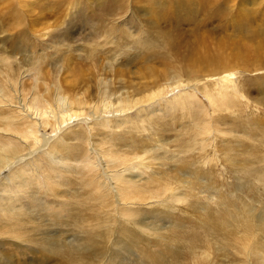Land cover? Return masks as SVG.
Wrapping results in <instances>:
<instances>
[{"label": "rangeland", "instance_id": "1", "mask_svg": "<svg viewBox=\"0 0 264 264\" xmlns=\"http://www.w3.org/2000/svg\"><path fill=\"white\" fill-rule=\"evenodd\" d=\"M15 83L81 99L72 153L142 194L96 226L100 175L68 164L53 197L70 206L0 223V264H61L46 243L80 238L87 264H263L264 0H0V96Z\"/></svg>", "mask_w": 264, "mask_h": 264}, {"label": "bare ground", "instance_id": "2", "mask_svg": "<svg viewBox=\"0 0 264 264\" xmlns=\"http://www.w3.org/2000/svg\"><path fill=\"white\" fill-rule=\"evenodd\" d=\"M2 91L5 92L6 89H2ZM40 92V87L36 86L34 93L30 96V94H26L23 85L15 83L11 90L0 96V109L9 113L7 116L0 115V177L8 168L12 170L4 178V181L0 182V223H10L9 221L20 218L25 212L32 213L43 207L49 208L53 215L64 214L70 205L67 202L55 201L53 195L63 192L60 187L64 186L63 182L68 179L63 175L64 168L68 164L74 169L73 176L77 175L78 177L77 171L80 169L84 172L82 174L87 176L88 173L100 175L99 182L91 180L89 183L90 188L93 187L99 192L98 198L94 200L97 205L93 210L97 215L96 226L102 223L99 218L102 213L100 209L104 210L110 206L111 211L115 214L128 211L136 198L142 194L141 189L136 186L137 182L127 179L122 169L114 171L111 179L106 177L102 174L101 164L91 157L89 148L80 156L81 158H76L72 153L76 141H82V144L88 142L87 146L89 147V140L86 136L81 137L82 134L78 132L79 129L86 131L84 128L88 126V119L80 120L87 117V114L80 110L81 99L67 98L60 85H54L53 88L47 87L45 94ZM75 115L78 120H74ZM72 121L78 122L74 128L71 127ZM35 156L37 160L34 159L28 163V160ZM35 163H37L38 173L36 177L26 178L21 174ZM125 171H128L129 177H131L132 173L136 171V167L132 164ZM103 176L109 180V183L103 179ZM80 183L82 185L84 181L80 179ZM33 190H37L34 195ZM39 191H43V193L40 194ZM91 194L93 193L91 192ZM110 199H113L112 203H110ZM80 233L85 234V231ZM14 234L15 240H22L19 233ZM83 239L80 238L77 243H64L63 240L61 246L48 245V241L44 250L60 259L61 264H87V253L75 245L83 242ZM50 240H54V238H50ZM13 245L17 247L21 256L28 253L27 248L29 247L25 243L24 245L13 243ZM258 262L262 264L260 261Z\"/></svg>", "mask_w": 264, "mask_h": 264}]
</instances>
